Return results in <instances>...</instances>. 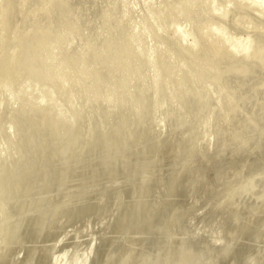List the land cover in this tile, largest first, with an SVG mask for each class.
<instances>
[{
  "label": "rangeland",
  "instance_id": "374dc122",
  "mask_svg": "<svg viewBox=\"0 0 264 264\" xmlns=\"http://www.w3.org/2000/svg\"><path fill=\"white\" fill-rule=\"evenodd\" d=\"M155 104H160L168 119L166 129L160 134L151 130L149 126L152 124L147 117ZM203 118H206L205 122ZM146 143L149 144L145 148ZM151 145H155L154 148ZM79 146L84 153L87 151L84 164L89 165V178H96L94 181L85 178L84 182L96 184L98 189H103L102 192L106 190L105 193L112 190L104 195L105 206H97L99 213L94 231L81 240L83 248H88L91 242L93 245L101 243L105 229L101 234L100 217H105V211L116 203L123 183L128 181L132 193H137L138 170L147 155L155 153L151 161L148 159L152 156L145 158L156 169L152 171L150 165L152 176H157L152 179L158 183L152 182L161 184L160 187L155 184L156 194L160 188L158 197L164 196L161 203L157 199L160 205L156 202L154 207H148L150 210L146 206L136 211L137 218L139 214L143 220L148 217L149 230L154 226L158 228L150 235L152 230L140 227L139 237L144 230L150 232L146 233L145 241L138 238L134 239L135 243L133 240L129 242L131 231L126 228H123L125 234L123 229L113 235L106 231L109 238L105 236V239L114 246L109 245L100 255L101 261L105 260L102 264H117V261L121 264L122 260L123 264L125 261L133 264V257L143 259V264H153L165 249L163 245L166 246L172 230L181 231L190 242L195 240L193 246L204 247L210 255L212 253L211 256L219 253V246L221 249L227 245L237 246L243 233L251 226L253 228L258 219L264 218V0H0V220L18 214L15 218V214L10 215L14 220L6 218L1 221L6 224L0 222V236L8 232V229L5 231L8 227L16 233L19 229L18 233H21L17 227L24 229L26 217L39 214L41 210L46 215L38 241L37 238L30 242L24 240V243L21 239L18 241L15 238L18 233L14 231L15 237L11 236L13 239L6 240L7 243L4 240L10 239V235L0 237V264L41 262L38 257H41L43 245L40 244H44L42 238L48 227L50 231L49 221L56 208L52 201L60 196L55 187L71 169ZM148 147L155 152H146ZM123 162L133 164L128 168L123 165L115 171V167ZM146 162L143 167L149 166ZM133 165L140 166L134 168ZM181 167L185 170L182 171ZM178 168L187 177L181 175ZM180 175L185 178H178ZM169 177L174 178L172 181L176 180L177 185ZM177 179H181V184ZM175 185L180 192L182 187L185 188L183 196L179 192L175 194ZM239 189L241 194L237 191ZM185 193L192 195L187 197ZM175 195H180L181 199ZM17 202H22V206H15L20 205ZM32 202L35 206L31 205ZM178 203H181V210ZM174 204L179 211L184 210L179 212ZM167 205L172 214L166 209ZM6 208L12 213L6 211L7 215L2 214ZM142 208L149 215L142 213ZM34 210L37 211L30 215ZM151 214L155 215L154 218ZM169 214H174L176 219ZM165 215L167 217L163 218ZM182 217L186 218L183 220ZM215 217L221 218V222ZM155 218L163 228L157 225ZM167 218L173 221L169 223L170 227L166 226ZM211 219L220 223L218 230L214 229L216 224L210 222ZM7 221L15 225L10 226ZM61 221L57 223L59 227L56 226L60 228L61 232H57L61 240L57 237L56 242L59 243L58 254L63 256L69 250L68 244L76 237V227L70 226L69 231L67 222ZM196 221L199 226L195 225ZM187 222L194 227L188 226ZM232 223L233 226L234 223L239 225L238 229ZM246 224L253 225L248 227ZM263 225H255L258 238L254 234L256 243L250 244V252L248 250V258L254 259L255 264L264 263ZM14 226L17 227L13 229ZM197 227L202 228L196 230ZM243 227H246L244 232ZM64 228L66 234L69 231L67 235L60 234ZM191 228L194 231L190 233ZM239 229L243 233L239 234ZM199 231L202 232L200 235ZM212 235L213 239L224 235L222 240L219 239L221 245L217 238L212 239ZM94 239L97 242H93ZM124 239L130 245L123 242ZM115 244L121 245L124 251L130 246L133 251L128 249L131 254L125 252L123 255L124 251L117 249ZM146 245L149 247L143 249ZM139 248L138 255L135 249ZM120 252L126 260L120 258ZM144 253L148 254L147 257ZM80 255L78 252L76 259ZM129 255L133 256L132 261H127L131 259ZM189 256L192 257L191 251L180 257V264H184L185 258V264H189ZM146 258L150 262L145 261ZM88 259L90 262L91 258ZM51 261L48 259L47 264ZM82 262L90 264L83 259Z\"/></svg>",
  "mask_w": 264,
  "mask_h": 264
},
{
  "label": "bare ground",
  "instance_id": "6f19581e",
  "mask_svg": "<svg viewBox=\"0 0 264 264\" xmlns=\"http://www.w3.org/2000/svg\"><path fill=\"white\" fill-rule=\"evenodd\" d=\"M216 11V10H215ZM218 11V10H217ZM262 13V12H261ZM220 24H222V23H220ZM223 26V25H222ZM221 28H223V27H221ZM217 29V28H216ZM237 46V45H236ZM236 53V52H235ZM235 81V80H234ZM234 83V82H233ZM241 84V83H240ZM239 84V85H240ZM243 85V84H242ZM242 88V87H241ZM232 89V88H231ZM239 89V88H238ZM243 89V88H242ZM154 107H152V109H151V111H150V114L147 116V117H149V121L151 122V124H152V126H149L150 128H151V130L153 131V130H156L155 132L156 133H158V134H160L161 132H163L165 129H166V126H167V117H166V115H165V113H164V110H162V108H161V106H160V104L158 105V104H155V105H153ZM206 115H204L203 117H205ZM204 119V122L206 121L205 119L206 118H203ZM149 121H146V123L147 124H149ZM47 125V124H46ZM153 127H154V129H153ZM200 129H201V126H200ZM84 144V143H83ZM147 144H149V143H146V144H144V146H145V148H146V145ZM85 145V144H84ZM80 146H81V144H80ZM80 146L78 147L80 150H78V151H76V152H78V153H76V155H72L73 156V160H72V167H71V169L69 170V172L62 178L63 180L62 181H60L59 183H57V186L55 187V188H58V191H60V196H56L57 198H55L56 199V201H55V199L52 201V204L54 205V203H55V211L53 212V214H52V216H51V220L49 221V225L48 226H50V231H48V229H49V227H48V229H47V232H46V234L44 233L43 235H44V237L42 238L43 239V243L44 244H40V245H43V248H42V251H41V257L39 256L38 258H39V260L41 261L40 263L42 264H47V262H48V259H50V261L52 260L55 264H65V263H67L68 264V262H71V264L73 263V264H85V262L83 263L82 262V259L84 260V261H86L87 262V260L89 261V259L88 258H91V261L90 262H87V263H90V264H102V261L103 262H105V260H102L101 261V259L102 258H100L101 256L100 255H102V253L103 252H105L104 250H106L107 251V247L109 246V245H112L111 243H110V240H106L105 239V236H106V238H107V235H105V233H106V231H108L109 232V234L110 235H113V234H116L117 232H118V230H121V229H123V228H126L129 232L131 231V233H130V235H131V239H129L128 241L129 242H131L132 240L134 241V239H135V241H136V239H138L139 241L140 240H142V239H144V241H145V237L147 236L146 235V233L148 234V233H150V232H147V231H151V230H149L150 228H148L149 226V224H147L146 222V220H148L147 218L148 217H146V219H142L143 218V216H142V214H141V216H140V214H139V217L137 218L136 216H138L137 215V213H136V211L137 210H139L140 208L139 207H145L146 208V206H147V208L149 207V206H153V204H157L158 203V200L160 201V199H161V197H163L164 198V196H162V195H160L159 197H158V195L159 194H161V189L159 188V190H158V188H157V190L158 191H160L159 192V194H156V188H155V184H157V183H153L154 182V180L152 179V178H156L157 179V176H155V177H153L152 176V172H151V170L150 169H152V171H155L154 170V164H152V168H151V164L150 163H147L146 162V158L148 159V157H151L152 155H147L148 157H144V161L147 163V164H149V166L148 165H146V166H144L143 167V165H145L144 163V161L143 160H141L142 162H143V165H142V168H140V170H138V169H136V170H138L139 172V175H140V177H138V179H136L137 181H139V179H140V183H138L139 185V190L137 191V193H135V194H133L132 193V189L133 188H130V187H128V184H129V186H130V183L128 182V184H127V182L125 181V183H123V186H122V188H121V190L119 189L118 191H119V197H116V203H114L112 206H111V208H109L108 210H106L105 211V213H107V215L105 216V217H103L102 218V216L100 217V220H99V223H100V225H99V230H101L100 232H101V234H102V231L104 230V234H102L104 237H103V239H105V240H103L102 239V241H101V243H96L95 245H93V243L91 242V243H89V246H88V248H83V246H81V240H83V238H85L86 236L85 235H91V234H93V231H94V225H95V219L97 218V215H98V213L99 212H97V206L100 204V206H105V204H104V197L108 194V193H110V192H112V190H110V192H109V190H107L108 191V193L106 194L105 193V191L106 190H104V192H102L101 190H103V189H98L95 185V182H94V184L95 185H93V184H88V183H85L84 181H86V179L89 181V179H91V178H89L90 176H89V169H88V166L89 165H86V164H84V161L85 160H87V157H85L84 158V156L86 155L87 156V151H85V153H84V149L82 148L83 147V145H82V147L80 148ZM86 146H88V145H86ZM149 146V145H148ZM152 146V145H151ZM150 146V147H151ZM154 146L155 145H153L152 147L154 148ZM150 147H148L149 149H150V151H148L147 149H144L146 152H151V150H153V148H150ZM76 149V148H75ZM86 149V148H85ZM143 149H141L142 151H143ZM155 150V149H154ZM153 150V151H154ZM144 153V154H147V153ZM155 152V151H154ZM85 154V155H84ZM150 154V153H149ZM154 154L155 153H153V156H154ZM140 155V154H139ZM141 155H143L142 153H141ZM153 156L151 157V159L149 160L148 159V162L149 161H151L152 160V158H153ZM137 157H140V156H137ZM135 158V157H134ZM133 158V159H134ZM71 159H72V157H71ZM136 159H138V158H135V160ZM141 159H143L142 157H141ZM135 160H131L132 162L134 161V163L136 162ZM138 160H140V159H138ZM129 162H130V160H128ZM141 161H140V165L142 164L141 163ZM86 162V161H85ZM153 162V161H152ZM128 163V162H127ZM154 163V162H153ZM129 164V163H128ZM133 164V163H132ZM132 164H130V165H132ZM136 164V163H135ZM123 165H127V164H125V162H123L122 164H120V165H118L117 167H115L117 170H115V171H118V169L120 168V167H123ZM130 165H127L126 167L128 168V166H130ZM139 165V166H140ZM124 166V167H125ZM134 166V165H133ZM139 166H137L138 168H139ZM132 167V166H131ZM136 166H134V168H137ZM150 167V168H149ZM123 169V168H122ZM121 169V170H122ZM180 168H178V170H179ZM120 170V169H119ZM177 169H176V172L178 171ZM181 170L182 171H184L185 170V168H184V170L182 169V167H181ZM175 171V170H174ZM176 172L174 173V172H172V173H174L175 175H176ZM178 172H180V170L178 171ZM178 172H177V174H178ZM181 173V175L182 174H184L185 175V173L183 172H180ZM154 174V173H153ZM138 175V176H139ZM155 175V174H154ZM157 175V174H156ZM180 175V176H181ZM188 175V174H187ZM186 176V175H185ZM246 176V175H245ZM244 176V177H245ZM159 177V176H158ZM171 177H174V176H171ZM171 177H169L170 178V180H171V182L172 183H177L176 182V180H175V182H173L172 180H174V178L172 179ZM184 177V176H183ZM183 177L181 176V177H179L178 176V178H181V179H183ZM187 177V176H186ZM243 177V178H244ZM248 177V176H247ZM1 178V177H0ZM86 178V179H85ZM89 178V179H88ZM185 178V177H184ZM246 178V177H245ZM244 178V179H245ZM93 179V178H92ZM91 179V180H92ZM96 178H94L93 179V181L95 180ZM181 179H177V181L179 182ZM152 180H153V182H152ZM167 180V179H166ZM93 181H91L92 183H93ZM137 181H136V184H137ZM161 181V180H160ZM159 181V184L161 183ZM183 181V180H182ZM166 182V181H165ZM168 182V181H167ZM171 182H169V187H170V189L169 190H171V188H172V186H170L171 185ZM181 182V181H180ZM179 182V183H180ZM163 184H164V182H163ZM166 185H167V183H165ZM181 184V183H180ZM179 184V185H180ZM15 186H16V184H14ZM177 185V184H176ZM173 186V187H177V186ZM14 186V189L15 188H17V187H15ZM137 186V185H136ZM156 186H159L158 184L156 185ZM160 186H161V184H160ZM159 186V187H160ZM164 185H162V188H164V189H162V190H165L166 188L165 187H163ZM168 186H166V187H168ZM183 186H185L184 184H183ZM168 187V188H169ZM181 186H179V188H180ZM13 188V187H12ZM19 188V187H18ZM104 188V187H103ZM167 188V189H168ZM173 189H177V193H175L176 195L178 194V192L181 194L182 193V196H183V191L185 192V188L184 187H182L181 189H183V191H181L180 192V190H178V187L177 188H173ZM241 189L243 190V188L241 187ZM17 190V189H16ZM168 190V191H169ZM221 191H222V189H220ZM241 190V191H242ZM7 191V190H6ZM168 191H166L167 192V194H168ZM172 191V190H171ZM187 191V190H186ZM237 191H239V194H241V192H240V189L239 190H237ZM16 192V191H15ZM133 192H135V190H133ZM164 193H165V191H163ZM174 192V191H173ZM172 192V193H173ZM187 192H189L190 193V191H187ZM223 192H225V191H223ZM243 192V191H242ZM2 193V192H1ZM8 193H9V191H8ZM11 193V192H10ZM226 193V192H225ZM3 194H6V193H4L3 192ZM2 194V195H3ZM106 194V195H105ZM167 194H165V195H167ZM227 194V193H226ZM105 195V196H104ZM164 195V194H163ZM174 195V194H173ZM175 195V196H176ZM185 196L187 195V197H188V195H192V194H188V193H185L184 194ZM220 195V194H219ZM174 196V197H175ZM180 196V195H179ZM179 196H176V197H179ZM171 197H173V196H171ZM181 197V196H180ZM179 197V199H181ZM190 197V196H189ZM166 198H167V196H166ZM224 198V197H223ZM40 199V198H39ZM38 199V201L40 202V200ZM158 199V200H157ZM168 199V198H167ZM171 199V198H170ZM173 199V198H172ZM178 199V198H177ZM178 199V200H179ZM36 200V199H35ZM45 200V199H44ZM38 201H34V202H38ZM41 201H43V199L41 200ZM162 201H163V199H162ZM162 201H160L159 203H161ZM173 201H174V199H173ZM173 201H171V200H169V203L170 202H172V203H174ZM34 202H32L31 203V205L32 206H35L34 205ZM101 202H103V204H101ZM157 202V203H156ZM176 202H178V201H176ZM190 202V201H189ZM17 203H20V205L19 204H16L15 206H17L18 205V207L19 206H22L21 205V203L22 202H17ZM24 203V202H23ZM158 203V204H159ZM167 203V202H166ZM166 203H164L165 205H166ZM14 204V203H13ZM25 204V203H24ZM36 204V203H35ZM41 204V203H40ZM39 204V205H40ZM188 204V203H187ZM37 205H38V203H37ZM160 205V204H159ZM159 205L157 206V205H155V206H157V207H159ZM171 205V204H170ZM177 205V204H176ZM99 206V207H100ZM172 206V205H171ZM171 206H170V208H171ZM174 206H175V204H174ZM181 207V203H180V205H179V203H178V207ZM182 206H183V203H182ZM193 206V205H192ZM154 207V206H153ZM162 207V206H161ZM164 207H166V206H164ZM163 207V208H164ZM173 207V206H172ZM176 207V209H177V206H175ZM175 207L174 208H172V209H175ZM180 207H179V209H180ZM188 207V206H187ZM52 206H51V210L50 211H52ZM142 208V210H141V212L142 211H144V213H145V208L143 209ZM162 208V209H163ZM169 207H168V205H167V208L166 209H168ZM182 208V207H181ZM184 208H186V205L184 206ZM10 209V208H9ZM37 209V208H36ZM42 209H45V208H43V206H42ZM48 209H50V208H48ZM149 210H150V208H148ZM151 209H152V207H151ZM165 209V208H164ZM165 209V210H166ZM179 209H177L178 211H179ZM191 209H193L192 207H191ZM38 210L40 211V209L38 208ZM47 210V209H46ZM149 210H147V211H149ZM152 210H154V208L152 209ZM156 210H158V208L156 209ZM155 210V211H156ZM160 210H161V208H160ZM164 210V211H165ZM169 211H170V209H168ZM177 210H175L176 212L175 213H177V215L179 216L180 215V213H178L177 212ZM181 210V209H180ZM184 210V209H183ZM182 210V211H183ZM6 211H8V208H6V210H5V212L4 213H2V214H5V215H7V213H6ZM13 211V213L14 212H16V210H12ZM35 211H37V210H34V212L33 213H31L30 215H32V214H34L35 213ZM38 211V212H39ZM43 210H41V212H42ZM164 211H162L161 213H163ZM174 211V210H173ZM182 211H179V212H182ZM192 210H190V212H191ZM9 213L11 212V210L10 211H8ZM18 212V211H17ZM39 213V214H35V215H33V216H31V217H29V218H27L26 216H24V217H26V222H25V225H24V229H21L22 227H17V229L18 228H20V230H21V233H18L19 232V229H18V235L15 237V236H13V234L14 233H16L15 231L16 230H11V229H9L10 227H8L7 225H5L6 227H8V228H5V231L7 232V229H8V232L6 233V232H4V230H2L1 232H4V234L5 235H1L0 237L1 238H3L4 236H5V238H6V235L8 236V235H10V237L11 236H13V238L15 237V238H17L18 239V241H19V239H21V240H23V243H24V240H26V241H29L30 242V240H32V238L33 239H35V238H37V240L36 241H38L40 238L39 237H41L42 236V232H43V229H44V227H45V219H44V215L45 214H43V213ZM47 212H49V210L47 211ZM138 212V211H137ZM140 212V213H141ZM154 211H152V213H153ZM160 212V211H159ZM166 212V211H165ZM187 212H189V209H188V211ZM196 212V211H195ZM8 213V214H9ZM12 213V212H11ZM44 213H46V211L44 210ZM143 213V212H142ZM168 213V212H167ZM170 213L172 214V210L170 211ZM174 213V214H175ZM15 214V213H14ZM13 214V215H14ZM17 214V213H16ZM16 214L13 216L12 214H10L11 216H13L14 218L15 217H17L18 216V214H17V216H16ZM49 214V213H48ZM148 213H145V215H147ZM155 214V213H154ZM154 214H151V216H153ZM166 214V213H165ZM171 214H169L168 216H173V215H171ZM184 214V213H183ZM186 214V213H185ZM188 214V213H187ZM191 214V213H190ZM189 214V215H190ZM4 215V216H5ZM6 216V218L8 219V221H9V219H12V220H14L13 218H10L11 216ZM26 215V214H25ZM29 215V216H30ZM50 215V214H49ZM48 215V216H49ZM145 215H144V217H145ZM149 215V214H148ZM157 215H160L159 213H157ZM157 215H156V217H157ZM177 215H176V217H177ZM192 215H193V213H192ZM197 215V214H196ZM195 215V216H196ZM3 215H1V217H2ZM28 216V215H27ZM46 216V215H45ZM47 216V217H48ZM151 216H149V218H151ZM155 216V215H154ZM154 216H153V218H154ZM160 216H162V215H160ZM194 216V217H195ZM204 216V215H203ZM46 217V218H47ZM167 216L165 215V217H163V218H166ZM171 217H169V218H171ZM189 217V219H190V216H188ZM192 218H193V216H191ZM197 217V216H196ZM199 217H201L200 215H199ZM198 217V218H199ZM208 217V216H207ZM264 217V216H263ZM3 218V217H2ZM5 217L3 218V219H5V220H7ZM137 218V219H136ZM174 218H175V215H174ZM177 218H179V217H177ZM183 218V217H182ZM186 218V217H185ZM185 218H183V220L185 219ZM213 218V217H212ZM259 218V217H258ZM257 218V219H258ZM3 219H1L0 220V222L3 220ZM19 219V218H18ZM156 219V218H155ZM158 219V218H157ZM156 219V220H157ZM172 219V218H171ZM176 219V218H175ZM189 219L187 220V221H189ZM202 219H203V217H202ZM205 219H207V218H205ZM215 219H216V221L219 219H221V218H216L215 217ZM61 220H63V221H65V222H67V226L68 227H70V226H72V225H74L75 227H76V230H75V235H76V237L68 244L69 245V250L65 253V255H63V256H61L60 254H58V249H59V247L57 246V245H59V243H57L56 242V240H57V237H58V232H57V230H59L60 231V228H58L57 229V227L56 226H58V221H61ZM153 220V219H152ZM151 220V221H152ZM156 220H154V222L156 221ZM160 220H164V219H162L161 217H160ZM172 220H174V219H172ZM172 220H170V219H168L167 218V222H168V224L166 223V221L164 222L165 224H167L166 226H169L170 224L169 223H172L173 221ZM179 220V219H178ZM195 220H196V218H195ZM199 220H201V219H199ZM210 219L208 218V221H209ZM226 220V219H225ZM230 220V219H229ZM256 220V219H255ZM254 220V221H255ZM7 221V224L9 223ZM16 221H18V220H16ZM24 221V220H23ZM158 222H157V225L159 224V220H157ZM170 221V222H169ZM202 221V220H201ZM207 221V222H208ZM215 221V220H214ZM214 221H212V219H211V221L210 222H213L214 223ZM215 221V228H214V225H213V228L214 229H216L217 228V226H220V225H218V224H220V223H218L217 224V222ZM4 222V221H3ZM3 222H1V223H3ZM14 221H12V223H13ZM22 222V221H21ZM20 221H19V223H21ZM149 222V221H148ZM153 222V221H152ZM162 222V221H161ZM176 222V221H175ZM184 222H186V221H184ZM192 222H194L193 221V219H192ZM205 222V221H204ZM220 222H221V220H220ZM223 222H225V221H223ZM222 222V223H223ZM229 222V221H228ZM227 222V223H228ZM251 222V221H250ZM15 223H17V222H15ZM18 223V225L19 226H21V224H19ZM48 223V222H47ZM59 223H62V221L61 222H59ZM151 223V222H150ZM176 223H178V222H176ZM188 223V222H187ZM186 223V224H187ZM201 223V222H200ZM247 223V222H246ZM248 223H249V221H248ZM252 223V222H251ZM255 223V222H254ZM262 223H264V218H260V219H258V221L253 225V224H249V225H247L246 224V226H248V227H250V225H253V228H252V226H251V228H250V230H248L245 234L243 233L245 230V228L246 227H243V229H242V231L243 232H240V229L238 230L239 232V234L240 233H243V237H242V239H241V241H239V240H236V242H238L239 244H237V246L235 245L236 244V242H235V246L234 247H228V245H227V248L225 247V248H223V249H221V246H219L220 247V249L218 250L219 251V253L217 254L216 253V256H211L212 255V253H211V255H210V252H208L207 250H205V249H203V248H198L199 246H198V244H197V246L195 245V246H193L194 244H196V243H194V244H192V242H194L195 240V238H196V236L193 234V236H195V238L193 239L194 241H192V242H190L188 239H187V236L186 235H184V233H182L181 231H179V230H172V229H170V231L172 230V233L170 232V234L168 235L169 236V238H168V240H167V242H166V240L165 241H163V243L164 242H166L167 244H166V246L165 245H163L164 247H165V249L160 253V255H159V258L157 257V259L155 260L156 262L155 263H153V264H178V262H179V260H180V257H182V256H184L186 253H189L190 251L192 252V257H190V260L188 259V263L189 264H252L254 261V259L252 260V259H250V257L248 258V256L250 255V253H249V255H248V250H249V248H251L250 247V244L252 245V243L253 242H255L256 243V241H254L255 239L257 240V238H258V236H257V233H255V231H256V228H255V225H256V227L259 225V227H260V224H262ZM4 224H6V222H4ZM23 224H24V222H23ZM22 224V225H23ZM57 224V225H56ZM147 224V225H146ZM174 225H175V223H173ZM190 224V225H189ZM193 224H195V223H193ZM205 224H207V223H205ZM224 224H226V223H224ZM229 224V223H228ZM238 224V223H237ZM244 224V223H243ZM8 225H12L11 223H9ZM13 225H15V224H13ZM12 225V226H13ZM60 225V224H59ZM63 225H65V224H63ZM143 225H144V227H143ZM151 225V224H150ZM152 225H153V223H152ZM156 225V224H155ZM156 225V226H157ZM160 225V224H159ZM158 225V226H159ZM162 225H163V223H162ZM172 225V224H171ZM181 225H182V223H181ZM196 226H199V225H197V221H196V224H195ZM212 225V224H211ZM222 225V224H221ZM229 225H231V224H229ZM1 226V225H0ZM148 226V227H147ZM176 226V225H175ZM174 226V227H175ZM180 226V225H179ZM188 226H192V224L191 223H188ZM196 226H195V228H196ZM232 226H233V223H232ZM237 226V225H236ZM235 226V223H234V226L233 227H236ZM239 226V225H238ZM238 226L236 227L237 229H238ZM262 226V225H261ZM264 226V225H263ZM15 226L14 227H12L13 229H15L16 228ZM59 227V226H58ZM140 227H142V228H148V230L146 231V230H144L143 232H141V233H143V234H140V236H142V237H139V232H138V229H141ZM160 227L161 228H163V226H161L160 225ZM159 227V228H160ZM164 227H165V225H164ZM170 227V226H169ZM183 227H184V225H183ZM189 227V228H190ZM192 227H194V226H192ZM202 227H204V225H202ZM202 227H197V229L196 230H200V228H202ZM230 226H228V228H229ZM4 228V227H3ZM71 228L72 227H70V229H69V231L71 230ZM152 228H153V226H152ZM185 228V227H184ZM188 228V229H189ZM222 228H223V226H222ZM241 228V227H240ZM261 228H263V227H261ZM2 229V228H1ZM0 229V230H1ZM68 229V228H67ZM154 229H158V228H155V226H154ZM154 229L152 230V232L150 233V235L154 232ZM165 229V228H164ZM167 229H168V227H167ZM174 229V228H173ZM192 229V228H191ZM190 229V233L191 232H193L194 230V228L191 230ZM207 229H208V227H207ZM206 229V230H207ZM63 231L65 230V232H63L62 231V233H60L61 235L62 234H64L65 233V235H67L68 234V232H67V234H66V229L64 228V229H62ZM124 230V229H123ZM123 230H121V231H123ZM142 230V229H141ZM166 230V229H165ZM202 230H204V228L202 229ZM201 230V231H202ZM205 230V231H206ZM217 230H218V228H217ZM216 230V231H217ZM264 230V229H263ZM13 231H14V233H13ZM184 231V230H183ZM215 231V232H216ZM259 231V230H258ZM262 231V230H261ZM61 232V231H60ZM107 232V233H108ZM124 232V234L125 233H127V232H125V230L123 231ZM129 232H128V234H129ZM188 232V233H189ZM196 232V231H195ZM194 232V233H195ZM257 232V231H256ZM264 232V231H263ZM263 232H261V233H263ZM16 233V234H17ZM120 233V232H119ZM186 233V232H185ZM197 233H199L198 235H200V233H202V232H197ZM207 233H209L208 232V230H207ZM210 233H212V232H210ZM214 233V232H213ZM212 233V234H213ZM236 233V232H235ZM1 234V233H0ZM123 234V235H124ZM127 234V235H128ZM136 234H138V237H133V236H136ZM191 234V235H192ZM215 234V233H214ZM219 234V233H218ZM257 236V238L255 237V235ZM60 235V236H61ZM119 235H121V233L119 234ZM188 235V234H187ZM220 235V234H219ZM259 235V234H258ZM118 236V235H117ZM116 236V237H117ZM167 236V237H168ZM189 236H190V234H189ZM208 236V235H207ZM217 236V235H216ZM224 236V235H223ZM223 236H220L221 238L223 237ZM263 236H264V234H263ZM102 237V236H101ZM100 237V238H101ZM116 237H115V240H116ZM144 237V238H143ZM191 237V236H190ZM212 237V239H213V235L211 236ZM219 236H217L216 238L218 239V241H219V239H221V238H218ZM238 237V236H237ZM240 237V236H239ZM238 237V238H239ZM260 239H261V234H260ZM4 238V239H5ZM12 237L9 239H5L4 240V242L7 240L8 242H9V240H12L13 239ZM61 238H62V236H61ZM80 238V239H79ZM109 238V237H108ZM107 238V239H108ZM119 238H124V237H120L119 236ZM127 238H128V236H127ZM129 238H130V236H129ZM149 238V237H148ZM152 238H153V236H152ZM152 238L150 237V239L152 240ZM191 238H193V237H191ZM216 238H214V239H216ZM237 238V239H238ZM263 238V237H262ZM60 238L58 237V240H59ZM99 239V238H98ZM97 239V240H98ZM117 239H118V237H117ZM126 239V238H125ZM125 239H124V241L123 242H126L125 241ZM146 239H147V237H146ZM165 239V238H164ZM167 239V238H166ZM198 239V238H197ZM196 239V240H197ZM212 239H209V241H211ZM213 239V240H214ZM1 240V239H0ZM61 240V239H60ZM211 241V242H213V243H215L214 241ZM222 240V239H221ZM225 240V239H224ZM226 240H227V238H226ZM234 240V239H233ZM233 240L231 241V243H233ZM16 241V240H15ZM33 241V240H32ZM96 240L94 239V241L93 242H95ZM118 241V240H117ZM119 241H120V239H119ZM135 241H134V243H135ZM150 240H148V242H149ZM228 241V240H227ZM262 241H263V239H262ZM262 241H260L261 242V244H262ZM59 242V241H58ZM97 242V241H96ZM112 242H114L113 240H112ZM138 242V241H137ZM142 242V241H141ZM196 242V241H195ZM197 242H199L198 240H197ZM223 242V241H222ZM226 241H224V244H226L225 243ZM259 242V241H258ZM260 242L258 243V244H260ZM264 242V241H263ZM5 243H7V242H5ZM22 243V242H21ZM26 243V242H25ZM40 243V242H39ZM57 243V244H56ZM115 243V242H114ZM117 243V242H116ZM120 243V242H119ZM127 243V242H126ZM133 242H132V244H134ZM146 243V242H145ZM152 243H153V241H152ZM218 243V242H217ZM2 244H4L3 243V241H2ZM92 244V245H91ZM122 244V243H121ZM128 245H130L129 243H127ZM147 245H148V243H146ZM155 244H156V242H155ZM154 244V245H155ZM165 244V243H164ZM204 244V243H203ZM206 244H207V242H206ZM216 244V243H215ZM219 244L221 245V243H220V241H219ZM258 244H257V246H258ZM116 245V247L118 246V248L117 249H119L120 247H121V245H117V244H115ZM138 245H139V243H138ZM138 245L137 246H134L133 248H136V247H138ZM146 245V247H143V249L144 248H147V247H149V246H147ZM152 245V244H151ZM151 245H150V247H151ZM153 245V246H154ZM161 245V244H160ZM211 245H213L212 243H211ZM60 246H61V244H60ZM112 246H114V245H112ZM122 246H124V245H122ZM127 246V245H126ZM132 246V245H131ZM141 246V245H140ZM139 246V247H140ZM152 246V247H153ZM162 246V245H161ZM214 246V245H213ZM215 246H217V245H215ZM222 246H223V244H222ZM253 246H254V248H255V246L256 245H254L253 244ZM252 246V247H253ZM261 247H263L262 245H260ZM1 247V246H0ZM4 247V246H3ZM36 247V246H35ZM34 247V248H35ZM110 247V246H109ZM116 247L114 248V249H116ZM208 247V246H207ZM210 247V246H209ZM218 247V246H217ZM217 247H215V248H217ZM28 248V247H27ZM122 248H125V246L124 247H122ZM131 247L130 246H128V248H126L125 249V251H124V249H119V250H122V252H123V255H124V253L125 252H127V253H125V254H128V253H130L131 254V252L133 251V250H131L130 249ZM156 248H158V247H156ZM163 247H161L160 249H162ZM212 248V247H211ZM211 248H209L210 249V251H211ZM258 248H259V246H258ZM258 248H257V250H258ZM4 249H5V247H4ZM29 249V248H28ZM57 249V250H56ZM128 249H130V251L131 252H129V251H127ZM142 249V248H141ZM142 249V250H143ZM151 249V248H150ZM218 249V248H217ZM263 249V248H262ZM262 249H260L261 251H263ZM7 250H9L8 248H7ZM30 250H31V248H30ZM29 250V251H30ZM113 250V249H112ZM146 250V249H145ZM5 250H3V252H4ZM33 251V250H32ZM115 250H113L112 252H114ZM136 251H138V255H139V251H140V248H139V250L137 249H135V253L137 254V252ZM158 251H159V249H158ZM217 251V252H218ZM255 251H256V249H255ZM6 252V251H5ZM4 252V253H5ZM9 252V251H8ZM31 252V251H30ZM79 252V254H81L80 255V257L79 258H77L76 259V255H77V253ZM122 252H120L121 254L119 255L120 256V258L122 257L121 255H122ZM145 252V251H144ZM147 252V251H146ZM249 252H250V250H249ZM109 253H110V251H109ZM132 254V255H136V254ZM156 253L158 254V252L156 251ZM156 253H154V255L156 254ZM215 253V252H214ZM251 253H252V251H251ZM6 254H7V252H6ZM5 254V255H6ZM28 254H29V252H28ZM31 254H33L34 255V253L33 252H31ZM113 254V253H112ZM118 254V253H117ZM145 254V253H144ZM149 254H150V252H149ZM262 254V253H261ZM4 255V256H5ZM30 255V254H29ZM106 254H104V256H105ZM111 255V254H110ZM137 255V256H138ZM140 255H141V253H140ZM146 255V254H145ZM148 255V254H147ZM147 255H146V257H147ZM253 255H254V253H253ZM0 256H2V253H1V255ZM3 256V257H4ZM86 256H88V258L86 257ZM90 256V257H89ZM128 256V255H127ZM131 255H129V257H130ZM156 256V255H155ZM256 256H258V255H256ZM259 256H261V255H259ZM33 257V256H32ZM31 257V258H32ZM49 257H51V258H49ZM103 257V256H102ZM107 257V256H106ZM114 257V256H113ZM116 258H118V259H120L117 255L115 256ZM132 257L133 256H131L130 258L131 259H127V261L128 260H131L132 261ZM142 257V256H141ZM151 257H154V256H151ZM188 257V256H187ZM30 257H28V259H31ZM84 258H86L87 260H85ZM105 258V257H104ZM123 259H125L124 257H122ZM121 258V259H122ZM128 258V257H127ZM143 258H145V256L143 255ZM252 258H253V256H252ZM261 258V257H260ZM260 258H259V260H260ZM76 259V260H75ZM120 259V260H121ZM147 259V258H146ZM250 259V260H249ZM107 260H109V259H107ZM113 259H111V261H112ZM126 260V259H125ZM133 264H143L141 261L143 260H138V259H135L134 257H133ZM149 260H152V259H150V257H149ZM148 259L147 260H145V261H149ZM182 260V259H181ZM180 260V261H181ZM187 260V258H185V261ZM248 260L249 261H251V262H248ZM255 260H257V259H255ZM30 261L31 260H29V263H30ZM36 261V260H35ZM51 261V263L50 264H52L53 262ZM110 261V260H109ZM107 262V263H110V262ZM115 261H116V259H115ZM185 261H183L184 262V264H185ZM39 261H37V263H38ZM82 262V263H81ZM118 263H119V261H117ZM121 262V261H120ZM122 262H123V260H122ZM121 262V264H123ZM150 262V261H149ZM182 262V263H183ZM256 262V261H255ZM260 262V261H259ZM32 263H34V261L32 262ZM31 263V264H32ZM36 263V262H35ZM39 263V264H40ZM117 263V264H118ZM126 263H129V262H126L125 261V263L124 264H126ZM181 262H179V264H180ZM187 263V262H186ZM256 263H258V261L256 262ZM5 264V263H4ZM49 264V263H48ZM70 264V263H69ZM111 264V263H110ZM113 264H115V262L113 263ZM130 264V263H129ZM131 264H132V262H131ZM144 264H149V263H144ZM151 264H152V262H151ZM253 264H255V263H253ZM262 264H264V263H262Z\"/></svg>",
  "mask_w": 264,
  "mask_h": 264
}]
</instances>
